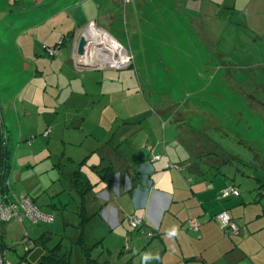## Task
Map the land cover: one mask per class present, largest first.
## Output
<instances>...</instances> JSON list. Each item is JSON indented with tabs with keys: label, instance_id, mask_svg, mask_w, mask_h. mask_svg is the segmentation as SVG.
Returning a JSON list of instances; mask_svg holds the SVG:
<instances>
[{
	"label": "rangeland",
	"instance_id": "rangeland-1",
	"mask_svg": "<svg viewBox=\"0 0 264 264\" xmlns=\"http://www.w3.org/2000/svg\"><path fill=\"white\" fill-rule=\"evenodd\" d=\"M19 2L0 0V76L5 85L13 78L21 81L23 57L16 49L20 28L7 22L6 10L8 4L15 13L22 10ZM99 4L97 25L121 46L110 36L100 37V49L91 51L99 57L90 59L104 62L110 53L118 58L126 51L132 60L123 67L101 64L110 67L94 69V83L84 89L82 74L74 83L61 85L63 76L54 68L56 60L77 67L66 50L70 43L50 56L45 51L49 43L40 47L35 34L28 33L27 42L41 49L31 58L43 71L24 86L22 97L13 94L15 101L21 99L18 106L26 130L22 134L16 128L20 143L13 163L16 156L18 160L9 181L15 195H29L43 213L58 220L8 223L4 252L14 264H40L51 254L56 258L66 254L69 261L63 264H88L79 240L85 236L87 245L93 246L96 222L83 231L78 227L77 204L71 203L76 206L69 205L64 217L59 210L53 213L51 200L55 188L71 189V173L78 162L70 157L81 159L87 143L99 142L91 131L95 135L102 131L108 138L129 131V145L159 140L158 150L165 152L167 145L169 154L178 146L191 154L211 149L208 153L222 159L223 170L235 178L234 186L245 192L264 184V0H99ZM67 5L56 9V15ZM54 31L48 34L51 41L57 36ZM108 69L116 73L114 81L105 74ZM78 89L81 94H72ZM11 97L8 93L14 102ZM9 107L13 109L14 103ZM228 156H233L231 162L225 163ZM28 160L31 164L19 165ZM93 250V257L101 255L102 248Z\"/></svg>",
	"mask_w": 264,
	"mask_h": 264
},
{
	"label": "crops",
	"instance_id": "crops-1",
	"mask_svg": "<svg viewBox=\"0 0 264 264\" xmlns=\"http://www.w3.org/2000/svg\"><path fill=\"white\" fill-rule=\"evenodd\" d=\"M26 2V6L23 7ZM70 2L71 4L67 5ZM18 5L22 10L16 13L9 4L6 10L10 12L7 22L20 28L18 31L20 40L16 49L23 57L18 71L21 81L7 79L9 83L5 85V79H1L0 76V109L9 133L12 170L18 160L16 156L13 163L20 143V135L16 128L20 127L22 134L26 130L21 122L22 114L18 106L21 99L15 101L13 94L19 92L22 97L24 86L32 78L42 75L43 71V69L40 71L39 64L31 58L34 54L40 55L41 49H33L27 42L30 38L28 33L35 34L40 47L46 43H49L47 44L49 46L59 43L61 49L68 41L72 47L66 50L69 55H73L74 60L77 56L79 36L86 31L92 39L93 48L98 43L97 39L103 36H110L112 40L118 42L106 28L97 25L100 13L99 0H21ZM64 5L67 6L56 15L55 10ZM73 7L77 8L75 12L70 10ZM102 16L108 18L106 13ZM13 17L14 19H11ZM58 23L61 24L59 29ZM51 28L57 35L52 41L48 38ZM96 56L93 54L91 57H99ZM90 61L93 62L91 59ZM33 64L36 66L33 67ZM109 67L100 65L92 68L78 65L73 68L63 65V62L58 63L57 60L54 64V68H59L63 76L61 85L63 82L74 83L73 79H78L82 74L83 89L89 82H93L94 69ZM69 72L73 76L69 75ZM105 74L109 76L108 79L114 81L116 73L111 69ZM105 74H102V77H105ZM81 92L82 90L78 89L72 94ZM8 93L12 94L11 99H14V102L8 100ZM69 101L68 97L66 103ZM11 103H14L13 109L9 107ZM90 133L99 142L87 143L81 159L70 157L72 162H78V168L71 173V189L67 191L58 188V191L55 188L51 204L54 207L53 213L59 210L64 217L63 211L69 205L75 207L77 204L78 227L84 230L96 222L97 238L93 242V247L102 250L100 256L93 258L100 264L108 262L112 264L113 261L115 264H264V189L261 185L245 192L238 187L241 193L239 196L220 198L223 189L236 183L230 172L221 167L224 161L208 153L212 151L211 149L206 151L196 149L191 154L184 147L178 146L169 154L167 145L164 148L165 152L158 150L159 140L129 145V131H124L122 135L113 138H108L102 131L96 135L93 131ZM29 154L32 156L35 153L31 150ZM157 154L164 157L157 160L155 159ZM231 157L233 156L226 157L225 163H230L228 160ZM26 163L31 164L28 160L19 165ZM229 163L226 165L232 167ZM171 164H179L185 169L169 167ZM243 165L247 166V163L243 162ZM221 170L223 172H220ZM91 181L94 184L92 189L84 193ZM223 211L230 213L237 222L241 229L240 233L227 234L222 229L217 215ZM132 215L142 219L137 228L130 224ZM194 218L200 223L198 231L187 224L188 220ZM56 219L58 220L55 217L54 221ZM82 221H85L84 224ZM7 225L8 223L3 226L5 247ZM105 255L108 257L105 258Z\"/></svg>",
	"mask_w": 264,
	"mask_h": 264
},
{
	"label": "built area",
	"instance_id": "built-area-1",
	"mask_svg": "<svg viewBox=\"0 0 264 264\" xmlns=\"http://www.w3.org/2000/svg\"><path fill=\"white\" fill-rule=\"evenodd\" d=\"M48 52L51 56H56L59 53L58 48H49ZM132 57L128 55V60L123 66H127L131 63ZM116 66V65H115ZM119 66V67H123ZM3 115L0 109V123H3ZM164 156L157 154L155 159L160 160ZM169 167L185 169L184 166L179 164H171ZM230 195H240V189L234 185L227 186L220 193V198H224ZM25 218H28L34 223L40 221H54L55 216L52 214L43 213L36 201L26 194L15 195L14 193L2 192L0 193V264H14L6 258L4 249L2 247L3 239V226L6 223L12 221L23 222ZM217 219L221 224V227L228 233H238L239 227L235 222L231 220V217L227 211H223L217 215ZM130 223L133 227L137 228L142 223V219L132 215L130 217ZM190 228L198 231L200 227L199 220L194 218L187 221Z\"/></svg>",
	"mask_w": 264,
	"mask_h": 264
},
{
	"label": "trees",
	"instance_id": "trees-1",
	"mask_svg": "<svg viewBox=\"0 0 264 264\" xmlns=\"http://www.w3.org/2000/svg\"><path fill=\"white\" fill-rule=\"evenodd\" d=\"M49 48H59V43H57V45H55V46H49V45L45 46V51L48 54H49V52H48ZM11 156L12 155H11V148L9 145V133L5 127V123L3 122V123H0V193L12 191L11 190V183L9 181V177H10V174L12 172V157ZM228 161H230V159ZM220 172H223V171L221 170ZM93 185L94 184H92V183L89 184L87 186V188H85L84 193L91 190ZM231 185H233V184H231ZM261 187H262V189H264V184H261ZM231 196H236V195H230V196L224 197V199L229 198ZM219 197H220V195H219ZM229 215H230V213H229ZM230 217H231V220L237 224V222L232 218L231 215H230ZM85 219H86V217H85ZM84 222H83V224H84ZM237 226L239 227L238 224H237ZM133 228H135V227H133ZM83 231H85V230L83 229ZM224 231H226V230H224ZM240 232H241V229L239 227L238 233H240ZM226 233L227 234H238V233H228V232H226ZM79 243L82 245V247L85 250L84 253L88 259V264H100L96 258H93L92 250L94 247L93 246H91V247L87 246L85 236H82L81 240H79ZM2 247H5V243H4L3 239H2ZM55 255H57V254H55ZM68 261H69V257H67L66 254L65 255L64 254L57 255V258L54 256V254H51L49 256L43 257L40 264H63V263H66ZM154 264H156V263H154Z\"/></svg>",
	"mask_w": 264,
	"mask_h": 264
},
{
	"label": "water",
	"instance_id": "water-1",
	"mask_svg": "<svg viewBox=\"0 0 264 264\" xmlns=\"http://www.w3.org/2000/svg\"><path fill=\"white\" fill-rule=\"evenodd\" d=\"M88 38L86 37L85 33H82L79 36L78 44H77V56L75 57V64L78 66H86V67H97L100 66L98 64L91 63L88 61V56L90 58V48H88ZM110 66H115L109 64ZM115 67H119L118 65Z\"/></svg>",
	"mask_w": 264,
	"mask_h": 264
},
{
	"label": "bare ground",
	"instance_id": "bare-ground-1",
	"mask_svg": "<svg viewBox=\"0 0 264 264\" xmlns=\"http://www.w3.org/2000/svg\"><path fill=\"white\" fill-rule=\"evenodd\" d=\"M85 35H86V37L89 39L88 40V43H89V46H88V48H90V54H91V49L93 48V45L91 44L92 43V39L90 38V35H89V33L86 31V33H85ZM107 42H109V43H111L110 42V40H106ZM114 41V40H113ZM97 43V42H96ZM99 43V42H98ZM117 45L119 44L118 42H115ZM115 43H112V45H113V47H115V48H118L117 47V45H115ZM109 45V44H108ZM120 45V44H119ZM121 46V45H120ZM123 52V51H122ZM123 54V53H122ZM124 54H125V56H121V55H119L120 57H118V58H116L115 57V54L113 55L112 53H110V56H105V61L104 62H106L107 63V65H109V64H112V65H118V66H123L126 62H127V60H128V54H127V52L125 51L124 52ZM108 57H112L110 60H108L107 58ZM90 60V58H89V56H88V61ZM96 61H99V62H91V63H94V64H98V65H101V64H104V63H102L103 62V60H100V59H96ZM101 62V63H100ZM105 65V64H104Z\"/></svg>",
	"mask_w": 264,
	"mask_h": 264
},
{
	"label": "flooded vegetation",
	"instance_id": "flooded-vegetation-1",
	"mask_svg": "<svg viewBox=\"0 0 264 264\" xmlns=\"http://www.w3.org/2000/svg\"><path fill=\"white\" fill-rule=\"evenodd\" d=\"M94 47H96V48H93V49H98V50H99V49H100V47H101V45H100L99 43H97V45H96V46H94ZM93 49H92V50H93Z\"/></svg>",
	"mask_w": 264,
	"mask_h": 264
}]
</instances>
